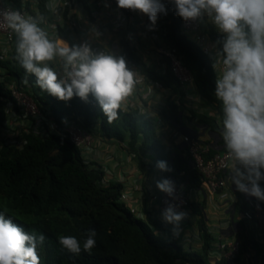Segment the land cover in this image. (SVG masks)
<instances>
[{"label":"trees","instance_id":"obj_1","mask_svg":"<svg viewBox=\"0 0 264 264\" xmlns=\"http://www.w3.org/2000/svg\"><path fill=\"white\" fill-rule=\"evenodd\" d=\"M161 2L167 14L158 16L155 25L149 26V34L168 47L189 69L198 94L213 108L212 114L193 112V116L216 132L220 137L219 144L224 145L217 125L220 102L214 96L216 76L211 63L182 33L181 17L176 14L171 0ZM38 10L42 16L46 15L45 0H38ZM209 32L215 41L219 39L220 34L213 26H209ZM121 46L141 73L162 86L171 87L182 104L184 90L167 66L164 73H158L145 64L127 41L122 40ZM0 65L19 81L32 80L33 76L25 73L16 53ZM39 91L40 100L45 97L53 99L52 110L58 117L72 115L101 139L125 141L132 162L144 175L152 168L158 169L156 162L163 160L171 171L161 172L176 175L183 171L187 189L200 185L199 174L191 165L189 155L181 156L166 150L156 136L154 121L147 114L136 109H120L119 119L109 124L91 96L88 101L75 96L61 101L40 88ZM9 97L0 84V213L12 218L26 232L45 236L44 243L38 248L41 264H223L221 259L210 255L214 250V237L204 224L201 204L195 211L200 215L198 231L202 243L198 249L186 248L179 237H172L169 226L150 217L144 196L146 218L136 216L119 200L124 187L122 182L104 183L100 165L95 163L93 167L85 163L79 148L67 138L26 133L21 147L6 144L1 136V126L4 104ZM168 106L170 112L165 115L166 120H175L179 105L169 101ZM222 149H226L225 146ZM214 151L211 149L209 154ZM154 153L155 157L151 156ZM148 158L151 162L147 161ZM234 194V210L241 211L246 207L244 196L236 189ZM239 226L236 235L241 240L240 250L243 252L250 240L241 220ZM88 229H95L97 233L96 245L91 252L83 250ZM61 235L77 237L81 252L77 255L62 249L58 242ZM260 264H264V255Z\"/></svg>","mask_w":264,"mask_h":264},{"label":"clouds","instance_id":"obj_2","mask_svg":"<svg viewBox=\"0 0 264 264\" xmlns=\"http://www.w3.org/2000/svg\"><path fill=\"white\" fill-rule=\"evenodd\" d=\"M176 14L185 21L207 20L220 34L215 45L213 68L219 65L214 96L220 102L217 125L232 161L230 180L241 193L264 201V0H171ZM119 8L140 11L155 25L160 14H167L161 0H116ZM49 10L55 11L49 4ZM6 26L15 33L16 56L36 85L61 101L74 96L88 101L91 96L109 124L119 119V110L142 83L137 72L122 56L94 51L88 43L69 46L50 38L40 25L42 15L32 16L16 9L0 12ZM57 62L59 70L50 66ZM27 82V81H25ZM156 167L171 171L160 160ZM156 188L170 200L160 216L178 238L188 213L180 210L174 182L155 181ZM95 229H88L83 250L96 245ZM43 234L29 233L12 218L0 213V264H41L38 248ZM58 242L71 254L81 252V242L72 235H61Z\"/></svg>","mask_w":264,"mask_h":264},{"label":"built area","instance_id":"obj_3","mask_svg":"<svg viewBox=\"0 0 264 264\" xmlns=\"http://www.w3.org/2000/svg\"><path fill=\"white\" fill-rule=\"evenodd\" d=\"M50 3L54 5L55 11L49 10ZM114 3L116 4V0H45L46 15L43 16L44 22L40 26L45 29L50 38L61 39L69 46L80 45L83 42L81 38L87 31V25L96 19L94 16L95 10L104 4L109 6ZM9 9H16L32 16L41 15L38 10V0H0V12ZM129 19L131 23L138 24V21H140L138 11L119 8L115 26L118 27V30H121L128 24ZM209 23L207 18L203 21H185L181 18L182 33L185 36L189 34L190 40L206 55L213 68L215 48L219 46L215 45L214 47L215 40L210 35ZM123 40L127 41V38L123 37ZM15 41V33L6 26L3 17L0 16V62L12 59V55L16 53ZM90 47L94 51L105 50L95 44L90 45ZM115 48L118 49V56H122L127 66L132 69L131 67L135 65L128 59L122 46L117 45ZM155 49L184 90V96H189L190 100L199 99L200 95L193 82L191 72L182 61L160 41L156 44ZM50 66L59 70L57 62H50ZM213 71L216 76L219 65L216 69L213 68ZM137 74L143 80V75L139 72ZM31 79L19 81L12 77L4 66L0 65V84L10 95L8 101L4 104V119L1 126V136L4 142L21 147L25 142L24 135L26 133H32L40 137L61 136L67 138L79 148L85 163L93 167L96 163L101 167L102 165L94 161L93 157L94 149H96L95 145L103 139L88 131L82 126L81 121L74 119L72 115L58 117L52 110L53 99L45 97L40 100L38 95L41 93L35 83V77L33 76ZM154 84L161 88L158 82L154 81ZM140 85L141 83L137 86ZM147 99V94H141L139 105L133 103V106L130 107L128 103L126 107L127 109H136L138 112L146 113L148 106L143 101H147ZM212 111L213 108L210 106L204 113L210 114ZM182 142L185 145V151L189 155V161L199 174V187L203 194L217 197L218 205L226 206L228 209L229 217L222 228H230L233 233L220 237L213 242L215 258L221 259L223 264H260L264 255V201H259L255 197L246 194L247 196L244 197L246 207L236 212L234 210L236 197L233 193L235 185L229 183L232 161L228 159L226 149H215L209 141L199 140L191 135H183ZM121 144L124 150L127 151L126 142H121ZM211 149L215 151L209 154ZM128 155L131 158L129 153ZM136 169L138 176H140L136 183V189L141 193L139 199H134L132 188L126 186L122 188L119 200L127 204L136 216L145 219L146 214L143 211L142 202L144 196L150 217L162 223L160 213L166 206L165 201L171 198L158 189L153 190L152 187L144 186L143 173L138 168ZM183 174V171L178 172L176 175L160 171L158 176V180L167 178L174 182L176 194L179 197V200L175 202L180 204V210L186 209L192 203L186 180L182 178ZM103 179L104 183L109 181L105 172ZM236 216L251 225V227H246V231L251 233V237L247 249L243 252L240 250L241 240L236 235L238 226L234 223ZM182 233L183 230L180 236Z\"/></svg>","mask_w":264,"mask_h":264},{"label":"crops","instance_id":"obj_4","mask_svg":"<svg viewBox=\"0 0 264 264\" xmlns=\"http://www.w3.org/2000/svg\"><path fill=\"white\" fill-rule=\"evenodd\" d=\"M118 11L119 7L115 3L109 6L104 4L97 8L94 14L96 19L87 25V31L81 38L83 41L82 43L86 42L89 45L95 44L118 56V49L115 47L121 45L123 37L127 38L128 43L135 48L136 53L149 68L158 73H164L166 64L164 59L160 57L155 49V46L159 41L152 39L149 34L148 28L152 24L149 21L148 16L138 11V17L140 19L138 24L131 23L129 19L127 21L128 24L121 30H118V27L115 26ZM208 26H212V24L209 23ZM157 39L159 38L157 37ZM133 67H131L132 70L143 75V80L141 85L136 87L133 95L127 99L124 105H122L121 109L123 111L128 110L126 107V104L128 106V103L130 107L133 106V103L139 105V96L141 94H147V101H143L144 104L148 106V110L145 114L154 121L156 136L165 146L166 150L181 156L186 155L187 152L185 151V145L182 142L183 135H191L197 137L199 140L209 141L215 149H222L224 145L221 143L219 144L220 137L218 134L212 131L207 125L198 122L196 117L193 116V112L204 113L210 108L211 104H207L202 97L190 100L189 96H183L181 100L182 104H179V96L171 87L162 85L161 88L157 87L152 79L141 73L137 67ZM169 101L177 102L180 109L176 119H171L170 121L166 120L165 117V115H168L170 112L168 106ZM95 146L96 149H94L95 153L93 159L102 165L101 169L105 172L109 181L118 180L122 182L124 187L127 186L132 188V195L134 199L138 200L141 193L136 189V183L140 176H138L137 167L132 162L127 151L124 150L121 142L103 139ZM147 161L151 162L149 158ZM159 173V169L152 168L147 175L143 174L142 181L144 186L152 187L153 190H156L155 181L158 180ZM229 181V183H231L230 174ZM260 185L264 188V181H260ZM234 190L235 189H233V193ZM189 194L192 198V203L189 207L184 209V211L188 213V216L181 223L183 233L179 237L181 244L184 247L198 249L201 245L198 232V220L200 215L195 211L201 202H204V204L201 205L204 224L214 237V241L220 237L228 236L233 233L230 228H222L223 225L226 224L229 213L226 206L218 205L217 197L205 196L199 186L189 188ZM242 195L244 197L247 196L244 193H242ZM240 220L245 227H251L250 223L243 219H239V216H236L234 218V223L238 225L237 231L240 229ZM246 234L248 238L251 237V233H248V231H246ZM210 255L214 258L215 250H213Z\"/></svg>","mask_w":264,"mask_h":264},{"label":"rangeland","instance_id":"obj_5","mask_svg":"<svg viewBox=\"0 0 264 264\" xmlns=\"http://www.w3.org/2000/svg\"><path fill=\"white\" fill-rule=\"evenodd\" d=\"M186 37L190 40V36H189V34H186ZM155 153L154 154H152L151 156H153V157H155ZM204 204V202H201V205H203Z\"/></svg>","mask_w":264,"mask_h":264}]
</instances>
